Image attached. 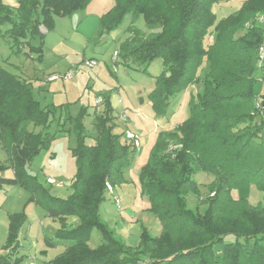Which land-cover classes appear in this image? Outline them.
I'll return each instance as SVG.
<instances>
[{
    "label": "trees",
    "instance_id": "1",
    "mask_svg": "<svg viewBox=\"0 0 264 264\" xmlns=\"http://www.w3.org/2000/svg\"><path fill=\"white\" fill-rule=\"evenodd\" d=\"M93 1L19 0L13 9L0 2V31L9 25L6 32L12 44L19 51L36 53L41 62V28L52 30L55 16L84 11ZM228 1L115 0L101 17L106 32L116 29L127 15L143 16L153 31L146 36L131 28L119 56L126 67L146 68L162 59L164 70L148 97L156 116L165 115L172 98L200 82L199 70L208 63L204 90L192 99L189 117L174 131L161 134L139 175L163 232L159 237L144 232L137 248L127 246L100 216L106 183L115 189L123 182L138 151L116 133L110 101H105L104 113H94V136H89L87 107L74 117L70 104L43 106L26 80L0 64V152L6 155L4 162L0 160V172H14L13 178L1 179L0 189L2 184L21 186L36 206L61 223L56 242L69 245L50 264H264V78L260 77L264 70L257 68L264 24L256 21L264 14V0H245L238 12L218 20L214 5ZM38 34L40 45L33 46ZM72 131L77 172L73 194L62 199L52 196L28 167L59 132ZM199 174L213 177L203 197L196 180ZM252 187L263 194V203H251ZM190 193L207 205L203 214L188 207ZM73 217L80 224L69 229L67 221ZM25 224L24 214L10 215L0 264H10L18 255ZM95 229L102 233L103 243L92 249L89 242ZM47 244L55 242L47 239Z\"/></svg>",
    "mask_w": 264,
    "mask_h": 264
},
{
    "label": "rangeland",
    "instance_id": "2",
    "mask_svg": "<svg viewBox=\"0 0 264 264\" xmlns=\"http://www.w3.org/2000/svg\"><path fill=\"white\" fill-rule=\"evenodd\" d=\"M94 1L84 11H76L65 17L55 16L52 30L41 28L44 37L41 62L38 60L37 54L28 53L27 48L19 51L12 44L9 34L6 32L9 25H3L0 31V64L14 74H17L18 71L22 72L28 67H35L39 70L37 72L45 75L46 78L48 75L65 74L71 64L79 61L81 63L84 58H87L86 60L91 57L98 58V67L94 71L85 69L77 73L71 81L61 79L54 84L45 83V92H35L37 100L43 104L47 101L52 105L60 104V100L66 97L65 91L76 83L78 87L75 85V89L70 93L73 102L81 97V101L87 105V99L91 98L92 101L95 95H99L100 92L112 94L116 106L114 113L118 112L115 114L118 123L117 132L122 136L123 131L127 128V123L120 119V115L125 113L128 119L130 118L134 122L129 125L130 128L133 130L140 128L142 150L149 153L155 140L161 134L172 132L189 117L192 99L197 98L198 94L204 90L203 80L208 71V63L205 62L199 70L200 82L172 98L165 115L156 116L148 97L155 88L156 78L164 70L162 59L154 60L146 68L132 64L130 67L117 66L116 71L112 63L114 52L119 50L120 53V41H126L131 36V28L146 36L153 31L147 26L143 16L133 17L131 15H127L113 31H103L101 27L102 14L114 7L115 0ZM244 1L230 0L214 5V12L218 20L238 12ZM0 2L13 9L18 6L19 0H0ZM262 18H264V14H259L256 21L260 22ZM249 26V24L246 25V27ZM40 40L38 34L32 41V45L39 46ZM260 77L264 78V72H260ZM262 93H264V84ZM85 123L88 127L87 135L94 136V117L88 116ZM51 131H56L55 126ZM121 139L124 141L123 137ZM76 145L74 131L69 134L59 132L49 149L42 151L28 167V172L37 176L39 181L49 189L52 196L66 199L73 194V180L77 170L71 150ZM143 158H147L144 165L142 164L144 159L142 161L137 159L136 165L140 164L137 168L138 171L132 170V172L124 174V181L115 186L114 195L105 191L104 200L100 205L102 221L127 246L132 248L139 247L144 232H148L152 237H159L163 232V227L156 214L151 210L149 199L140 183L139 175L148 164L150 154L147 157L144 155ZM0 159L3 158L0 157ZM13 177L12 169L0 172V182L1 179ZM209 177L212 176L207 177L204 174L196 176V180L201 184L199 191L202 197L209 192L211 183ZM48 178L53 179L56 184H48ZM114 196L120 200V209L114 202ZM211 197H213L212 194ZM233 198L238 199L237 191H233ZM250 200L254 205L263 203V194L256 187H252ZM187 201L188 207L193 211L203 214L207 209V205L200 203L199 197L195 193H190ZM13 214L26 216L28 236L22 239L23 248L17 256L12 258L10 264H50L65 252L68 242H56V231L61 227V223L50 218L45 209L36 206L31 201V195L27 190L21 186L7 184H2L0 189V250L7 244L9 218ZM39 217L43 221L42 225L39 224ZM77 221L79 219L73 217L68 228H77L80 223ZM47 239L50 242L54 241L55 245L49 246ZM102 243V233L95 229L91 234L89 245L95 249ZM17 260L18 262H15Z\"/></svg>",
    "mask_w": 264,
    "mask_h": 264
},
{
    "label": "crops",
    "instance_id": "3",
    "mask_svg": "<svg viewBox=\"0 0 264 264\" xmlns=\"http://www.w3.org/2000/svg\"><path fill=\"white\" fill-rule=\"evenodd\" d=\"M95 2V1H94ZM114 5H115V3H114ZM109 10H111V9H109ZM109 10H107V12L109 11ZM107 12H103V14H102V16L104 15V14H106ZM121 43H120V46H119V49H120V47H121V44L124 42V41H120ZM115 52H118L119 53V50H116ZM115 52H114V54H115ZM114 54H113V57H112V63H114ZM87 58H84L83 60H81V62L82 61H84V60H86ZM90 59H96L98 62H99V60H98V58H96V57H91V58H89V60ZM77 63H80V61L79 62H77ZM77 63H74V64H71L68 68H67V70L66 71H69L73 66H75ZM117 66H123V67H126L123 63H122V61H121V59H120V56H118V59H117V63H116V66H115V71L117 70ZM97 67H98V65H97ZM96 67V68H97ZM96 68H94V69H89V71H94ZM37 71H39L38 70V68L36 69L35 67H28L27 69H25L24 71H18L17 72V75L18 76H20L22 79H24V80H26L27 81V83H29L30 85H31V87H32V89L34 90V94H35V92H45L46 90H44V84L45 83H47V84H54V83H57L58 81H49V77H50V75H48L46 78H45V75H42V74H40V73H38ZM65 71V72H66ZM84 71V70H83ZM94 73V72H93ZM95 75L97 76V74L95 73ZM75 84V83H74ZM76 86H77V83L75 84ZM75 85H73V86H70L68 89H67V91H65V94H66V97L65 98H62V100H60L61 102H60V104H55L56 106H59V105H64V104H70L71 106H70V113L72 114V116H76L79 112H80V110L82 109V108H84V107H89L88 108V113H89V115L90 116H93L94 117V113L96 112V113H98V114H102V113H104V111H105V108H106V106H105V101L106 100H109L110 101V103H111V106L113 107V115H114V122H115V124H116V133H118L117 132V128H118V123L116 122V119H115V114H117L118 112L117 111H115V113H114V108L116 107L115 106V102H114V98H113V96H112V94L111 95H109V93H107V92H104V94H102L103 92H100V94L99 95H95V97L93 98V100L91 101V98H89V99H87V105H84V103H83V101H81V97H79L78 99H77V101H71V100H73V98L71 97V94L70 93H72V91H73V89H75ZM78 87V86H77ZM49 94V93H48ZM99 97H101L102 99H103V102L100 104V105H97V99L99 98ZM65 99H67L66 101H65ZM53 100H55V98H53ZM42 103V102H41ZM151 104V103H150ZM42 105L43 106H47V105H52V104H50L48 101L46 102V103H42ZM73 105H75V106H73ZM125 112V111H124ZM154 112V111H153ZM155 114V113H154ZM125 122V121H124ZM126 123H127V128H126V130H132V131H134V132H136V133H138L139 135H140V137H141V134H140V128H137V130H136V128H135V130H133V129H131L130 128V126L129 125H132V124H134V122H133V120H131L130 118L128 119V121H126ZM183 123V122H182ZM181 123V124H182ZM180 124V125H181ZM136 126V125H135ZM71 128V126H69V125H67V127H66V129H70ZM126 130H124L123 131V133H122V137L124 138V141H123V139H121V141L123 142V143H125V144H127L126 143V140H125V137H124V132L126 131ZM174 131V130H173ZM69 134V133H68ZM118 134H120V133H118ZM156 141L157 140H155V142H154V144H153V146H152V148H151V150H150V152L149 153H147V151L145 150V151H143L142 150V138H141V147H140V149L137 151V153H136V156H135V160H134V162H133V165L129 168V169H127L126 171H125V173L124 174H126V173H129V172H132V170H134L135 172L136 171H138V169L137 168H139V165L140 164H138V165H136V163H137V159H140L141 161L144 159L143 158V156L144 155H146V157L147 156H149V154H151V151H152V149H153V147H154V145H155V143H156ZM94 142L93 141H91L90 142V144H93ZM144 152V153H143ZM0 157L1 158H3L1 161L2 162H4L5 160H6V155H5V153L3 152V151H1L0 152ZM145 161H147V158H145L144 159V161L142 162V164L144 165V162ZM136 166V167H135ZM6 179V178H5ZM8 179H10V178H8ZM209 180H210V182H212V178H208ZM203 183V182H202ZM36 208H38V207H36ZM39 219V224L40 225H42V223H43V221H42V219L39 217L38 218ZM71 220H72V218H69L68 219V221H67V224L69 225V223L71 222ZM77 222H80V221H77ZM80 224V223H79ZM26 225L27 224H25L24 226H23V228H22V230H21V232H20V246H21V248L19 249V251H21V249L23 248V245H22V239H25L26 238V236H28V232L26 231ZM41 229H44L43 227H41ZM59 229V228H58ZM57 229V230H58ZM57 232V231H56ZM68 245H69V243H68ZM6 254V251L5 250H0V255H5Z\"/></svg>",
    "mask_w": 264,
    "mask_h": 264
},
{
    "label": "built area",
    "instance_id": "4",
    "mask_svg": "<svg viewBox=\"0 0 264 264\" xmlns=\"http://www.w3.org/2000/svg\"><path fill=\"white\" fill-rule=\"evenodd\" d=\"M261 24H264V18H262L260 20ZM119 53L115 52L114 54V63H113V67L115 68L116 63H117V59H118ZM98 65V61L96 59H90V60H84L82 61L80 64H77L75 66H73L69 71H67L65 74H55L49 77V81H59V80H65V81H71L74 79L75 75L85 69H94L96 68ZM257 68L259 70H264V44L261 45V47L259 48V55H258V62H257ZM97 105H100L103 102V99L101 97H99L97 99ZM258 106L260 107L261 104L258 103ZM262 107V106H261ZM264 108V107H263ZM120 119L122 121H128V117L125 113L120 115ZM124 137L126 140V143L128 145H131L133 147H135L136 149H140L141 147V137L138 133L132 131V130H126L124 132ZM47 182L49 184H56V182L51 179L48 178ZM106 191L111 194L114 195V187L110 184V183H106ZM214 196V194H212ZM114 202L117 206L118 209L121 208V203L118 197L114 196Z\"/></svg>",
    "mask_w": 264,
    "mask_h": 264
}]
</instances>
